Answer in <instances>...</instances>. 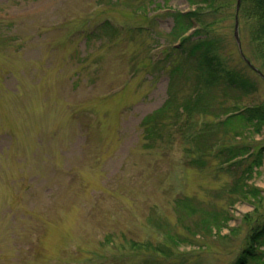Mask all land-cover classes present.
Instances as JSON below:
<instances>
[{"label":"rangeland","instance_id":"obj_1","mask_svg":"<svg viewBox=\"0 0 264 264\" xmlns=\"http://www.w3.org/2000/svg\"><path fill=\"white\" fill-rule=\"evenodd\" d=\"M193 1L0 0V264L242 254L264 219V79L244 65L243 90L181 46ZM235 17L208 29L243 70Z\"/></svg>","mask_w":264,"mask_h":264},{"label":"trees","instance_id":"obj_2","mask_svg":"<svg viewBox=\"0 0 264 264\" xmlns=\"http://www.w3.org/2000/svg\"><path fill=\"white\" fill-rule=\"evenodd\" d=\"M235 1L237 3V0H195V3H203L200 6L205 8L202 9L199 7L198 10H190L182 14L174 13V19L176 16H182L186 19L187 31L195 28L191 34L182 39V47L185 45L190 52L198 51L204 58H207L211 62L217 72L226 76L233 85L246 91H252L255 89L256 84L244 72L246 68L248 69L250 67L243 59L240 60L243 64V70L238 69L235 65H230L228 56L222 48V44L216 42L217 37L213 36L208 29L210 26L212 27L217 20L222 22L223 15L226 16L227 13H229V8ZM190 2L194 1L190 0ZM220 14H222V17ZM200 17H209L211 20L201 21L199 20ZM239 18H241V23L247 27L250 34V41L253 46L252 55L247 54L246 50H243L245 56L264 74V0H242ZM198 22H200L201 25H199ZM204 77L205 76H203V78ZM206 78L207 77H205V79ZM209 83L210 85L212 84L211 82ZM200 88L201 90L203 89V87ZM258 115L264 119V111L258 113ZM255 116L257 117V115ZM258 119L260 120V118ZM259 152L260 159L253 162V164L256 163L257 166L261 165L260 160L262 157L261 154L263 155L264 153V147H262ZM229 162H231V160L226 163ZM260 220L261 219H256L255 223L252 224V229L248 238L249 244L243 249L242 254H240L234 264H246L250 258L257 255V248L261 247L264 243V219L262 220L263 222H259Z\"/></svg>","mask_w":264,"mask_h":264},{"label":"water","instance_id":"obj_3","mask_svg":"<svg viewBox=\"0 0 264 264\" xmlns=\"http://www.w3.org/2000/svg\"><path fill=\"white\" fill-rule=\"evenodd\" d=\"M241 1L242 0H237V5H236V17H235V39L240 51V54L242 56V58L245 60V62L253 69L255 70L263 79H264V75L263 73L257 69L249 59H247V57L244 55L243 51H242V47H241V41H240V36H239V19H238V13H239V9L241 6Z\"/></svg>","mask_w":264,"mask_h":264}]
</instances>
